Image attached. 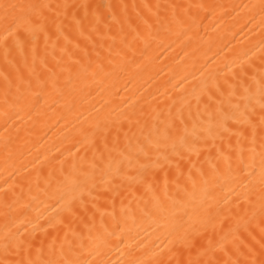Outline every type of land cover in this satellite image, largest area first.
Listing matches in <instances>:
<instances>
[{"label": "snow or ice", "instance_id": "1", "mask_svg": "<svg viewBox=\"0 0 264 264\" xmlns=\"http://www.w3.org/2000/svg\"><path fill=\"white\" fill-rule=\"evenodd\" d=\"M80 7L88 6L66 2L52 3L51 0H0V46L4 48L5 58L7 59L13 49L23 55L29 45H32L35 51V42L41 35L45 40L49 39L53 28L60 33L65 28V22L69 20L79 26L83 35L84 31L88 30L84 24L87 14L84 18L77 19L78 12L73 11ZM111 7L113 6L110 5L109 8ZM121 7L124 9V19L119 21L121 31L124 25H127L136 38L143 39L145 43L152 38V29L155 26L150 22L151 17H155L156 24L161 26L177 23L195 28L198 27L199 16L192 13L193 8L212 15L216 14L217 9H221L227 14L224 5L145 4L143 9H147L151 15L141 17L140 13H137V20H133L127 14L129 6ZM131 7L136 9L140 6L134 4ZM231 7L233 10L240 9L236 12V17H241L243 13L239 30L244 32L247 29L249 33L259 37V65H256L250 56L238 65L233 61L236 66L231 71L230 79L225 77L221 83L218 77L211 76L210 80L201 81L190 91L184 88L182 80L173 85L185 93L179 99L168 95L167 89L161 93L170 103L157 101V98L153 97L145 99L138 108L135 107L136 102H133L128 106V111L121 110L115 115L114 110L102 112L101 109H95L94 114L90 113L91 118L85 117L84 121H81L82 125L87 122L88 127L82 126L78 130V135L83 139L76 140L86 151L88 148L96 149L94 161L98 159L99 162L93 163V171L84 172L78 169L74 162L65 168L67 162L59 160L61 175L70 180L74 188L80 190L79 209L76 199L73 198L66 203L64 210L72 216L79 211L82 220L92 221L91 226L85 224L88 236L85 237L82 232H77L71 227L64 233L63 238L59 233L53 236L29 217V206L20 204L19 197L9 203V191H12V186L5 179L7 187L0 189L4 197L0 264H264V0ZM161 8L165 9L163 16ZM169 11L170 18L167 15ZM101 20L102 17L98 16L94 23L90 22V38L95 39L93 33L101 37L105 35L100 28ZM105 26L111 30V25ZM76 48L81 53L79 58H75L76 52L71 51L67 45L62 48L63 55L68 57L70 63L61 66L57 62V66L61 67L60 73L49 69L50 76L42 73L36 77V86L41 89V93L51 86L53 90L61 93L68 88L71 94L76 90L75 80L90 71L93 78L99 73L105 76L115 73L111 60L108 61L107 69L99 62L93 69L87 45L83 49H80L79 45ZM245 55L247 56V53ZM86 58L87 63L84 62ZM208 60H211V57ZM65 67L68 76L61 84ZM5 80L8 81L7 76ZM16 81V93L11 98L8 89L4 93L0 116H3L6 124L13 114L19 115L20 111L34 109L41 96V93L28 95L33 82L30 77H25L19 68ZM25 82L27 88L22 87ZM253 84L257 85L255 92L252 91ZM193 100L197 116L203 114L208 118V128L205 130L207 135L201 134L190 141L186 134L179 138V146L188 152H195L197 156L202 154V149H206L210 154L215 150L214 158L217 163L212 165L209 171L200 168L194 174L192 169H189L183 185L177 180L174 193L170 191L167 180L163 190H160L156 187L155 178L153 182L146 183L144 173H140L137 178L131 179H136L137 183L146 186V190L152 193L151 200L145 202L137 213L131 208L125 209L121 199V211L117 214L115 200L122 196L119 189L123 184L116 182L118 179L127 178V173L124 172L123 162H117L112 153L118 150L120 133L124 126L128 127V131L123 133L126 140L130 139L129 133L133 128H137L143 136L144 129L150 127L148 135L143 136V139L147 145L159 148L161 140L167 141L178 132L177 121L180 125H185L187 133L184 112L187 110L191 118ZM161 103L164 104L163 108L160 107ZM201 105L203 113L200 111ZM201 140L203 144L198 147ZM209 142L210 148L207 147ZM100 143L103 144L104 151L99 150ZM171 147L173 152L181 154L175 142ZM4 150V168L7 171L10 164H15L14 157L18 149H14L10 138H6ZM105 151L108 152L106 165ZM140 151L143 155H148L145 147H141ZM19 155L22 156L23 152H19ZM21 164L24 166L22 161ZM141 168L146 172L148 165H141ZM101 186L105 191L114 194L111 197V212H101L96 202L98 197H93L91 207L83 199L85 191L91 196ZM225 188L226 194L213 195L216 189L224 193ZM197 191L201 194V206L207 203L208 198L214 203H209L202 212L186 213L187 221L170 213L171 207L195 199ZM97 213L101 217L102 231L93 236ZM105 217H108L109 221H106ZM257 218L259 239L255 230L250 227ZM146 219L163 229L156 237L160 243L151 250L148 244L139 238V231L134 234V229L142 227ZM48 224L54 226L53 220H49ZM37 228L43 230V238L37 235ZM114 250L119 252L121 257L115 261L110 256Z\"/></svg>", "mask_w": 264, "mask_h": 264}, {"label": "bare ground", "instance_id": "2", "mask_svg": "<svg viewBox=\"0 0 264 264\" xmlns=\"http://www.w3.org/2000/svg\"><path fill=\"white\" fill-rule=\"evenodd\" d=\"M5 2H17V0H5ZM51 2L88 6L73 10L78 12L77 19L84 18L87 14L84 24L88 30L81 35L78 25L71 20L66 21L62 32L57 33L53 28L47 40L41 35L35 42V51L32 45L28 46L23 55L13 49L7 59L4 48L0 46V111H2L5 90H9L10 98L16 93L17 69L19 68L25 77L32 79V88L28 95L35 96L41 93V89L36 86L37 76L42 73L50 76L49 69L60 73L61 67L57 66V62L61 66L70 63L68 57L62 53L65 45L76 52L75 58L81 55L76 46L79 45V48L83 49L87 45L93 61V69L98 62L103 63L107 69L108 61L111 60L115 73L111 76L99 73L93 78L90 71L89 74L75 80L76 90L71 94L68 88L61 93L49 86L45 92L41 93L39 103L34 109H25L20 111L19 115L13 114L7 124L3 116H0V189L7 187L4 183L7 179L12 186V191H9V203L19 197L20 204L29 206L27 209L29 217L46 228L53 236L59 233L63 238L64 233L71 227L87 237L88 228L85 224L91 226L92 221L82 220L79 211L72 216L64 210L66 203L73 198L76 199V206L79 209L80 190L74 188L71 181L61 175L59 162L60 159L65 160L67 162L64 165L65 168L74 162L78 169L88 173L93 171V163L99 162L98 159L94 161L96 149L88 148L86 151L81 144L76 143V140L83 139L78 135V130L82 126L88 127L87 122L82 125L81 121H84L85 117H90V113L94 114L95 109H101L102 112L114 110L113 115H115L121 110L128 111V106L133 102H136L135 107L138 108L145 99L153 97H156L157 101L170 103L161 93L167 89L168 95L179 99L185 93L181 88L173 87V85L182 80L184 88L189 91L193 86H198L201 81L210 80L211 76L218 77L223 83L225 77L231 78L234 67L248 56L256 65H259L260 52L257 45L259 37L249 33L247 29L244 32L239 30L240 23L243 22V13L241 17H236V12L240 9L233 10L231 7L255 3L258 0H51ZM173 3L224 5L227 14L221 9H217L216 14L212 15L193 8L192 13L199 16L198 27L195 28L177 23L161 26L156 24L155 17H151L150 22L155 26L152 29V38L147 43L143 39H137L127 25H124L121 31L119 21L124 19L122 5H128L127 14L133 20H137V13H140L141 17L151 15L147 9H143L142 6L145 4L164 6ZM134 4L140 7L133 9L131 6ZM110 5L113 7L109 8ZM160 12L163 16L165 9L161 8ZM167 15L171 17L170 11ZM98 16L102 17L100 28L105 35L101 37L93 33L95 38L93 39L88 35L91 31L90 22L94 23ZM234 17L236 19H233ZM105 25H111V30ZM141 31H144L143 25H141ZM209 57L211 60H208ZM206 60H208L207 64H205ZM233 61H236V65H233ZM84 62L87 63V58ZM6 76L8 81L5 80ZM67 76L68 71L65 67L61 75V84ZM22 87L27 88V83L25 82ZM256 88L257 85L253 84L252 91L255 92ZM192 105L191 118L187 110L184 112L187 133H185V125H180L177 121L178 132H175L167 141L161 140L159 148L147 145L143 139V136L148 135L150 127L144 129L143 136L137 128H133L129 133L130 139L126 140L123 133L128 131V127L124 126L120 133L118 150L112 153L117 162H123L124 172L127 173V178L118 179L116 182L123 184V187L119 189L122 196H118L115 200L117 214L121 211V199L125 209L131 208L137 213L145 202L151 200L152 193L146 190V186L137 183L136 179H131L137 178L140 173H144L146 183L153 182L155 178L156 187L160 190H163L167 180L170 191L174 193L177 180L183 185L188 177L189 169H192L195 174L197 169L203 168L209 171L211 166L217 163L214 158L215 150H212L210 154L206 149H202V154L197 156L195 152H188L179 146V138L186 134L190 141L201 134L207 135L205 130L208 128V118L203 114L197 116L195 100L192 101ZM160 107L163 108L164 104L161 103ZM200 111L203 113V105ZM6 138H10L13 148L18 149L14 157L15 164H10L7 171L4 168ZM173 142L177 144V150L182 155L173 152L171 147ZM202 144L203 140L197 146ZM141 147H145L148 151L147 156L141 153ZM207 147H211L210 142ZM98 148L104 151L102 143L98 145ZM19 152H23V155L20 156ZM121 152L123 155H120ZM98 155L97 152V157ZM104 155L106 165L108 152L105 151ZM57 157L59 159H56ZM21 161L26 168L22 166ZM141 165H148L146 172ZM224 194H226V188L224 193L220 189H216L213 193L216 196ZM113 195L101 186L91 196L85 191L83 199L91 207L93 197H98L96 202L101 212H111ZM3 201V193L0 192V231L4 225ZM209 203L214 201L208 198L207 203L201 206V194L197 191L195 199L191 202H181L171 207L169 211L187 221V214L202 212ZM49 220H53L54 226L48 224ZM105 220L109 221V218L105 217ZM100 224L101 217L97 213L93 236L98 231H102ZM258 225L259 218L250 225L255 230L257 239H259ZM135 231H139V238L143 239L151 250L160 243L156 237L163 229L146 219L142 227L134 229V234ZM37 235L43 238L41 228H37ZM110 256L113 261L121 258L119 252L115 250L110 253Z\"/></svg>", "mask_w": 264, "mask_h": 264}]
</instances>
